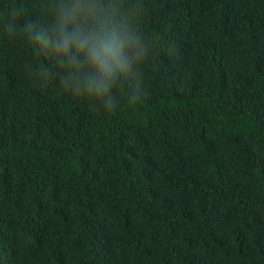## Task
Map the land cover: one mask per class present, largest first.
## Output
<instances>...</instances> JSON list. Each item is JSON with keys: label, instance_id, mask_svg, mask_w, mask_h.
Returning <instances> with one entry per match:
<instances>
[{"label": "trees", "instance_id": "trees-1", "mask_svg": "<svg viewBox=\"0 0 264 264\" xmlns=\"http://www.w3.org/2000/svg\"><path fill=\"white\" fill-rule=\"evenodd\" d=\"M134 2L155 53L112 112L0 22V264H264V0Z\"/></svg>", "mask_w": 264, "mask_h": 264}, {"label": "clouds", "instance_id": "clouds-1", "mask_svg": "<svg viewBox=\"0 0 264 264\" xmlns=\"http://www.w3.org/2000/svg\"><path fill=\"white\" fill-rule=\"evenodd\" d=\"M0 10L12 43L39 53L46 71L27 61L42 82L86 100L103 112L115 111L126 92L137 97L145 65L155 53L154 36L144 27L143 4L120 0H44L33 16L24 7Z\"/></svg>", "mask_w": 264, "mask_h": 264}]
</instances>
